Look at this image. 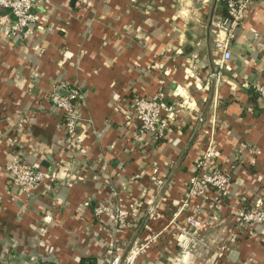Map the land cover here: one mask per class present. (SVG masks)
Wrapping results in <instances>:
<instances>
[{
	"label": "crops",
	"instance_id": "1",
	"mask_svg": "<svg viewBox=\"0 0 264 264\" xmlns=\"http://www.w3.org/2000/svg\"><path fill=\"white\" fill-rule=\"evenodd\" d=\"M32 10L19 35L0 31V264H102L111 241L121 252L152 232L135 264H264V222L235 219L264 209V98L251 86L264 81V0H248L224 60L212 23L222 0H37ZM61 83L79 92L71 137L49 102ZM157 90L190 106L162 137L137 134L131 101ZM208 140L229 193L190 197L177 227L170 212ZM12 154L53 179L22 190L3 169ZM115 190L128 215L113 232Z\"/></svg>",
	"mask_w": 264,
	"mask_h": 264
},
{
	"label": "built area",
	"instance_id": "2",
	"mask_svg": "<svg viewBox=\"0 0 264 264\" xmlns=\"http://www.w3.org/2000/svg\"><path fill=\"white\" fill-rule=\"evenodd\" d=\"M37 0H0V31L5 34L22 33L35 21L32 10ZM224 2L225 13L212 21L215 28L213 36V46L220 50L221 60L229 56L228 43L233 37L234 28L239 24L243 10L247 6L248 0H222ZM255 92L264 98V81L251 84ZM65 89L62 92L59 89ZM78 89L73 86L66 87L63 83L59 87H53L49 92V102L53 107L61 111L64 132L68 136H73L79 124L78 112L75 108V99ZM175 94H179L176 93ZM190 106L183 99L173 98L166 101L161 90H157L150 95H138L131 101V111L138 120L137 134L150 133L152 137L159 138L164 134L167 124L174 116L177 107ZM217 148L212 140L206 141L201 153L195 160V170L188 177L186 189L180 203L170 212V222L177 227L176 217L181 209L187 208L188 200L192 196L207 197L210 189L217 191L221 196L229 193L228 183L230 180L229 170L221 169L216 160ZM231 166V165H229ZM9 179L24 191H30L41 181H50L54 173L47 169L25 162L16 154H12L3 165ZM114 205L111 208L113 232L122 229L127 224L128 211L121 202L119 191H114ZM107 206L96 204L93 207L95 215L100 214ZM151 209L149 207L148 211ZM186 221L194 228L199 227V221L191 214L185 216ZM236 220L264 222V209L255 204L247 209L240 208L235 213ZM157 237V232L147 234L139 242L133 241L127 250L116 252L114 242L111 241L104 250V264H135L139 253L146 250L152 241Z\"/></svg>",
	"mask_w": 264,
	"mask_h": 264
},
{
	"label": "trees",
	"instance_id": "3",
	"mask_svg": "<svg viewBox=\"0 0 264 264\" xmlns=\"http://www.w3.org/2000/svg\"><path fill=\"white\" fill-rule=\"evenodd\" d=\"M225 8V7H224ZM225 13V11H224ZM254 90V89H253ZM255 91V90H254ZM81 264H95L94 261H91V260H87V261H84V260H81Z\"/></svg>",
	"mask_w": 264,
	"mask_h": 264
},
{
	"label": "rangeland",
	"instance_id": "4",
	"mask_svg": "<svg viewBox=\"0 0 264 264\" xmlns=\"http://www.w3.org/2000/svg\"><path fill=\"white\" fill-rule=\"evenodd\" d=\"M139 241H140V240H139ZM139 241H137V242H139ZM130 244H131V243H129V244H128V245H127L122 251L127 250L128 247L130 246ZM148 247H149V246H148ZM148 247H147V248H148ZM147 248H146V249H147ZM122 251H121V252H122ZM144 251H145V250H144ZM141 253H142V252H141ZM102 262H104L103 259H102ZM102 264H104V263H102Z\"/></svg>",
	"mask_w": 264,
	"mask_h": 264
},
{
	"label": "water",
	"instance_id": "5",
	"mask_svg": "<svg viewBox=\"0 0 264 264\" xmlns=\"http://www.w3.org/2000/svg\"><path fill=\"white\" fill-rule=\"evenodd\" d=\"M65 92V91H64Z\"/></svg>",
	"mask_w": 264,
	"mask_h": 264
}]
</instances>
